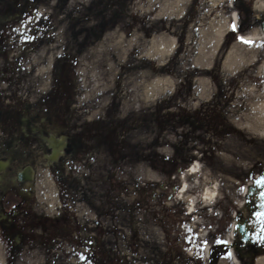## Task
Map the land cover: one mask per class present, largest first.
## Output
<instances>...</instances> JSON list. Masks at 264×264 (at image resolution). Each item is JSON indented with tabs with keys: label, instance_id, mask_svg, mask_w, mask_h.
<instances>
[{
	"label": "rangeland",
	"instance_id": "rangeland-1",
	"mask_svg": "<svg viewBox=\"0 0 264 264\" xmlns=\"http://www.w3.org/2000/svg\"><path fill=\"white\" fill-rule=\"evenodd\" d=\"M208 1L187 26L190 10L180 6L175 16L168 0H0L35 7L79 76V125H49V134L74 135L71 154L67 146L62 165L38 163L34 181L38 210L79 222V244L64 243L71 258L47 264H155L156 207H184L197 194L192 183L204 179L218 189L214 202H202L210 208L237 209L264 189V136L250 126L264 98V39L254 30L247 33L258 39L238 41L248 60L238 70L224 66L223 47L203 67L212 46L203 36L239 10L232 0ZM234 40L235 32L224 45ZM194 163L192 176L185 170ZM36 261L32 255L28 264Z\"/></svg>",
	"mask_w": 264,
	"mask_h": 264
},
{
	"label": "flooded vegetation",
	"instance_id": "flooded-vegetation-1",
	"mask_svg": "<svg viewBox=\"0 0 264 264\" xmlns=\"http://www.w3.org/2000/svg\"><path fill=\"white\" fill-rule=\"evenodd\" d=\"M233 1L231 6L239 8L235 30L262 31L263 0ZM203 2L209 1L187 2V26ZM219 5L209 4L212 9ZM35 16V7H0V264H28L32 255L40 258L34 264H47L59 254L69 260L64 243L79 244V222L48 216L37 207L35 167L58 160L62 165L64 149L69 146L71 154L74 139L67 132L49 134V125L54 120L63 129L79 125L80 83L74 57L50 36L46 20ZM156 208L162 240L154 248L155 264H257L264 259V189L237 209L198 203L190 214L182 205ZM198 213L204 221L194 219Z\"/></svg>",
	"mask_w": 264,
	"mask_h": 264
},
{
	"label": "bare ground",
	"instance_id": "bare-ground-1",
	"mask_svg": "<svg viewBox=\"0 0 264 264\" xmlns=\"http://www.w3.org/2000/svg\"><path fill=\"white\" fill-rule=\"evenodd\" d=\"M184 0H168V2H166V8H173L174 9V15L177 16L179 14H181V10L180 6L182 8V4H183ZM179 3V4H174L173 6H171L173 3ZM264 2V0H263ZM230 19L235 20L236 15L235 13H232L229 17ZM236 21V20H235ZM222 24L220 27L218 28H212L214 30L210 29V34H207L205 36H203L204 42H210L212 44L211 49H210V54H213L212 52L217 49L219 47V44L223 38V35L225 33V31L228 29L227 23H224V21H221ZM263 36V35H262ZM264 38V36H263ZM116 41L115 42H121L123 40V37L118 34V36L116 37ZM244 40L246 41H255L256 39H258V36L256 34V32H252V33H248L243 37ZM104 40H106L109 43H112L113 41H111V39L109 38V36L107 35ZM210 44V45H211ZM245 56L243 55L242 51L239 50V46L236 43H233V45L230 47L226 58L224 60V66H226L229 70L235 71L238 70L239 68L243 67L245 65V62L248 61L247 59H244ZM51 59V54H49L48 58H47V63H49ZM203 65H208L207 64H203ZM262 69L264 70V60L262 61ZM261 77H264V72H262V74H260ZM264 86V85H263ZM264 89V87H263ZM259 102L256 103L255 105V116L253 117L252 121H254L252 124H250V126L252 127V130H255L257 132H260L263 136H264V98H261L260 100H258ZM198 172L197 169V164H192L189 169L186 171V173L190 174V175H196ZM188 185L183 182L180 185V196L183 199V196L185 194V192H187L188 190ZM191 188L193 190H195V192H197L195 197H187L185 198V201L187 202V209L189 211H192L194 209L195 206V202L196 200H202L206 203H210L212 201L215 200V198L218 195V189L216 184H209L207 180H201V181H195L194 183H192ZM208 247L206 246L205 249H207ZM258 264H264L263 261L258 262Z\"/></svg>",
	"mask_w": 264,
	"mask_h": 264
},
{
	"label": "snow or ice",
	"instance_id": "snow-or-ice-1",
	"mask_svg": "<svg viewBox=\"0 0 264 264\" xmlns=\"http://www.w3.org/2000/svg\"><path fill=\"white\" fill-rule=\"evenodd\" d=\"M233 27L235 28V26L233 25ZM239 39L243 40V37H240ZM245 43H250V41H244Z\"/></svg>",
	"mask_w": 264,
	"mask_h": 264
},
{
	"label": "water",
	"instance_id": "water-1",
	"mask_svg": "<svg viewBox=\"0 0 264 264\" xmlns=\"http://www.w3.org/2000/svg\"><path fill=\"white\" fill-rule=\"evenodd\" d=\"M263 30H264V28H263Z\"/></svg>",
	"mask_w": 264,
	"mask_h": 264
}]
</instances>
